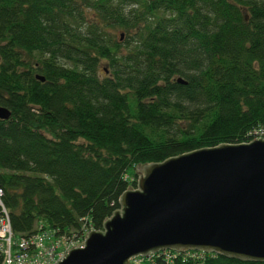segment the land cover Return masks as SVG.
<instances>
[{
	"label": "trees",
	"instance_id": "obj_1",
	"mask_svg": "<svg viewBox=\"0 0 264 264\" xmlns=\"http://www.w3.org/2000/svg\"><path fill=\"white\" fill-rule=\"evenodd\" d=\"M0 106L13 235L101 230L136 166L264 128V0H0Z\"/></svg>",
	"mask_w": 264,
	"mask_h": 264
},
{
	"label": "water",
	"instance_id": "obj_2",
	"mask_svg": "<svg viewBox=\"0 0 264 264\" xmlns=\"http://www.w3.org/2000/svg\"><path fill=\"white\" fill-rule=\"evenodd\" d=\"M8 116L0 106V119ZM140 167L135 188L120 194L102 229L89 230L82 247L56 264H127L161 250L264 262V140L201 147Z\"/></svg>",
	"mask_w": 264,
	"mask_h": 264
},
{
	"label": "built area",
	"instance_id": "obj_3",
	"mask_svg": "<svg viewBox=\"0 0 264 264\" xmlns=\"http://www.w3.org/2000/svg\"><path fill=\"white\" fill-rule=\"evenodd\" d=\"M246 136L248 140H264V128H253ZM90 229L83 223L77 231L56 234L55 230L43 228L41 224H37L31 234L14 236L10 228L7 211L0 203V264H56L69 249L82 247L85 234ZM168 251L161 250L156 254L160 253L165 254L166 257H171ZM152 254L155 253L130 259L133 263L139 264L142 258H148ZM185 254L198 261H201L207 255L202 251H187Z\"/></svg>",
	"mask_w": 264,
	"mask_h": 264
},
{
	"label": "rangeland",
	"instance_id": "obj_4",
	"mask_svg": "<svg viewBox=\"0 0 264 264\" xmlns=\"http://www.w3.org/2000/svg\"><path fill=\"white\" fill-rule=\"evenodd\" d=\"M122 31L121 30H114L112 33H114V36L116 37V38H118V35H119V33H121ZM118 40L119 41H122V38L121 39H119L118 38ZM122 48V47H121ZM252 140H256V139H252ZM252 140H247L246 142H250V141H252ZM263 140V139H262ZM246 142H244V143H246ZM141 170V167L140 166H136L135 167V169H134V173H135V182H136V180H137V173L136 172H138V171H140ZM128 172H130V169H128ZM135 187H133V188H128V189H134ZM91 230V229H90ZM89 231V230H88ZM169 251H171V250H169ZM188 251H200V250H188ZM158 252V251H157ZM202 252H204V251H202ZM156 253V252H155ZM179 253H181V254H183L185 257L187 256L185 253H187V251H183V252H179ZM205 253H207V254H210V253H208V252H205ZM142 262H140L139 264H147V262H148V258H142V260H141ZM130 262V264H138V263H133L132 262V260L131 259H128V262H127V264Z\"/></svg>",
	"mask_w": 264,
	"mask_h": 264
}]
</instances>
